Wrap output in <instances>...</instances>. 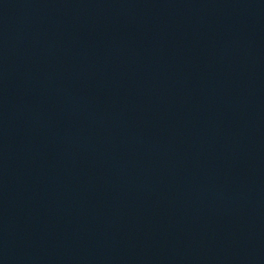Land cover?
Masks as SVG:
<instances>
[{
  "label": "water",
  "instance_id": "95a60500",
  "mask_svg": "<svg viewBox=\"0 0 264 264\" xmlns=\"http://www.w3.org/2000/svg\"><path fill=\"white\" fill-rule=\"evenodd\" d=\"M0 264H264V0H0Z\"/></svg>",
  "mask_w": 264,
  "mask_h": 264
}]
</instances>
